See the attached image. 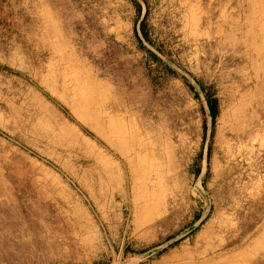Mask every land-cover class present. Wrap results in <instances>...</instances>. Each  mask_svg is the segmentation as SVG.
I'll return each instance as SVG.
<instances>
[{
    "label": "rangeland",
    "instance_id": "rangeland-1",
    "mask_svg": "<svg viewBox=\"0 0 264 264\" xmlns=\"http://www.w3.org/2000/svg\"><path fill=\"white\" fill-rule=\"evenodd\" d=\"M0 264H264V0H0Z\"/></svg>",
    "mask_w": 264,
    "mask_h": 264
},
{
    "label": "trees",
    "instance_id": "trees-1",
    "mask_svg": "<svg viewBox=\"0 0 264 264\" xmlns=\"http://www.w3.org/2000/svg\"><path fill=\"white\" fill-rule=\"evenodd\" d=\"M208 105L210 108V113H211L212 118L214 120L216 118V115H217V102L215 100H213V101L209 100Z\"/></svg>",
    "mask_w": 264,
    "mask_h": 264
}]
</instances>
